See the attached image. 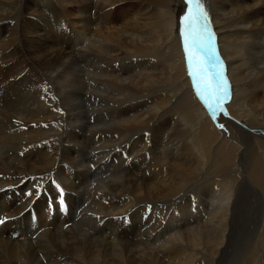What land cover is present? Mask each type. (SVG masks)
<instances>
[{
	"label": "bare ground",
	"instance_id": "obj_1",
	"mask_svg": "<svg viewBox=\"0 0 264 264\" xmlns=\"http://www.w3.org/2000/svg\"><path fill=\"white\" fill-rule=\"evenodd\" d=\"M31 1L0 0V264H218L233 245L235 264L261 263L260 188L245 172L237 190L229 179L191 183L202 160L220 158L177 70L184 0ZM203 2L229 84L216 120L226 133L241 127V145L229 141L244 171L245 153L264 157L252 149L264 140V0ZM171 124L190 143L184 130L165 138ZM56 184L69 210L49 218L40 196L59 203Z\"/></svg>",
	"mask_w": 264,
	"mask_h": 264
},
{
	"label": "snow or ice",
	"instance_id": "obj_2",
	"mask_svg": "<svg viewBox=\"0 0 264 264\" xmlns=\"http://www.w3.org/2000/svg\"><path fill=\"white\" fill-rule=\"evenodd\" d=\"M184 3L186 10L180 17V36L188 75L197 96L215 118L217 111L224 112L223 104L229 95V84L223 63L216 53L214 33L203 0H184ZM56 188L59 203L63 205L64 190L59 184H56ZM3 222L0 219V223Z\"/></svg>",
	"mask_w": 264,
	"mask_h": 264
},
{
	"label": "rangeland",
	"instance_id": "obj_3",
	"mask_svg": "<svg viewBox=\"0 0 264 264\" xmlns=\"http://www.w3.org/2000/svg\"><path fill=\"white\" fill-rule=\"evenodd\" d=\"M29 3L33 6V3H32L31 0H29L28 4ZM26 4H27V2H26ZM27 8H29V7H27ZM35 8H37V7H35ZM30 12L31 11H29V13ZM179 52H180V55L179 56H182L181 50ZM176 65L178 66V69L177 70L180 72L181 79H185L186 76H185V70H184L183 63H181V65H180V63H178ZM179 68L181 70H183V71L179 70ZM190 97L187 96V93H186V99L187 100L185 99V101L183 103V105L185 104L184 107H186V108H189V107H191V105H193V102L190 100L192 97L191 98ZM185 102H187L188 105H186ZM228 113L230 115L232 114L231 117H233L234 119L239 120L240 122H242V120H240V118L239 119L237 118L238 116L234 112V109L233 108L228 109ZM219 124H220V127L218 129L214 128L210 124V129L209 130L212 131L213 136H214V139H216V140L218 139L220 141V139H223L224 138V142H226V141L228 142L230 140V137L231 136H235L234 134H236V137L235 138L238 140L239 144L241 145L242 141H240V139L238 137L239 131L241 130V127H240L241 124L240 123L236 124V123H232L231 122V124L233 126L236 125L238 129L240 127V130H236V133L234 131V129H235L234 127H233L234 129L231 128L233 131L231 129H229L228 132L226 133L225 125H223L222 122H220ZM259 124L260 123H255V121H254L253 123H250V126L253 127V128L255 127L256 129H258L259 127H262L261 124L260 125ZM174 125L171 124L168 127H165V129L163 130V132L166 133L165 138H167V134H168L172 139H174L175 141H177L179 139L178 138L179 137L178 136L179 132L181 130H184V132H185V139H183L181 143L183 145H185V143L188 142L187 139H186V134L187 133H190V131L188 130V128H184V126L181 125V124L178 125L177 128H173ZM221 125H223V127H221ZM245 125H248V124H245ZM192 131H193V129H192ZM219 131L220 132L223 131V133H225V134L223 136H221V134H220ZM162 137L164 138L163 135H162ZM257 137L258 136H256V141L254 142V145L252 144L253 145L252 149L254 151L257 150V145H258V146H260L259 147L260 150H262L261 152H264V140H260ZM218 140L217 141H214L211 144H209L208 150L210 151V154H212V155L214 154V156L216 154L215 158H220V159H221V155H223L226 151H228L229 153H227V156H228L227 157V160L222 161V159H221V161H219L220 159H213V158H211L210 160L207 159L205 161L202 160L201 163L203 164V166H202L201 163H199L201 165L199 167L200 171L198 170V172L195 174V176L191 179L192 180L191 183L197 182L198 180H200L201 184L204 185V184H208V182L213 183V181L215 182L216 180H218V178L219 179H229L230 181H232L234 183V188H235V190H237V188L239 187V185L241 184V182H243V180H244L243 179V177H244L243 176V173L245 172L246 178L251 182V184L253 186H255L257 188L258 187L260 188V189L259 188L258 189L261 191V194H263V197H264V190L257 184V182L259 184L261 183L262 187L264 188V186H263L264 185V157L261 156L260 154H255L254 152H253V155H251V156L248 153H245L243 159L245 158V162L246 163H245L244 171H241L240 170V164H241V162H240V158H238L239 157V154H236V151H235L236 149L234 147L235 144L233 142H230L229 141L231 143L229 146H227V145H220V142ZM188 143H190V142H188ZM215 149H217V151ZM199 161H201V159H199ZM211 161H213V163H211ZM217 162L218 163H222V165H221L222 167L221 166L219 167L220 168L219 171L212 172V169L215 167L214 165ZM216 198H217V196H216ZM216 198H215V201L213 200V205L216 204V202H217L216 201ZM263 204H264V201H263ZM240 214H242L241 215L242 217L244 216V214L242 212H240ZM242 217H240V219ZM237 223H238V225H239V223H240V225H242V223L240 222L239 219L237 220ZM182 225L186 226V223L185 224L183 223ZM183 229H185V227ZM239 230L241 232V235H240V238L237 240V242H239V244H240L242 242L241 238L242 237H245L246 235H245V232L242 231L240 228L238 229V232H239ZM239 247L233 245V246L230 247L231 250L229 249L231 252L229 250L226 251L227 255L225 253H222L221 256H220V258H219L218 264H235L236 263V259H237L238 255H239V254H237V252L240 251V248ZM249 253L250 254L252 253V248H251V251ZM262 254H260V258L262 259V262L261 263H258V261H257V264H264V253H262ZM223 256H225V257H223ZM232 257H234L235 259L234 260H231ZM165 260H163V261L167 262V259H165ZM254 261H256V260H254ZM169 262L171 263V261H169Z\"/></svg>",
	"mask_w": 264,
	"mask_h": 264
},
{
	"label": "water",
	"instance_id": "obj_4",
	"mask_svg": "<svg viewBox=\"0 0 264 264\" xmlns=\"http://www.w3.org/2000/svg\"><path fill=\"white\" fill-rule=\"evenodd\" d=\"M205 106V105H204ZM206 108V107H205ZM206 111L209 113V110L208 109H206Z\"/></svg>",
	"mask_w": 264,
	"mask_h": 264
}]
</instances>
